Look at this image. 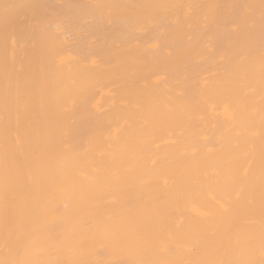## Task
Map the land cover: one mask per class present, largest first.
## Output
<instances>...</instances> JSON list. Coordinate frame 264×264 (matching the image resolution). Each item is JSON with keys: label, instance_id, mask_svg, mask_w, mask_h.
<instances>
[{"label": "bare ground", "instance_id": "6f19581e", "mask_svg": "<svg viewBox=\"0 0 264 264\" xmlns=\"http://www.w3.org/2000/svg\"><path fill=\"white\" fill-rule=\"evenodd\" d=\"M0 264H264V0H0Z\"/></svg>", "mask_w": 264, "mask_h": 264}]
</instances>
